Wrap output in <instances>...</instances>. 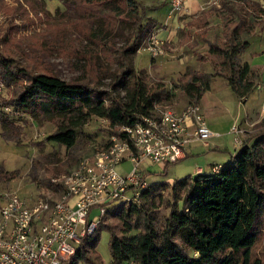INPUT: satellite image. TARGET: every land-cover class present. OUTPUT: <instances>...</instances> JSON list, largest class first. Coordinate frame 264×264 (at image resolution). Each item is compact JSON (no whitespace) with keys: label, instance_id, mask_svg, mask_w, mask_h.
I'll use <instances>...</instances> for the list:
<instances>
[{"label":"trees","instance_id":"obj_1","mask_svg":"<svg viewBox=\"0 0 264 264\" xmlns=\"http://www.w3.org/2000/svg\"><path fill=\"white\" fill-rule=\"evenodd\" d=\"M60 1L76 17L80 10L85 17H100L97 29L84 31L88 40L95 42L100 37L102 44L108 32L112 33L107 26L116 22L130 30L120 51L118 69L110 74L111 91L100 89L101 82H68L51 73L30 75L0 55V78L7 87L16 88L12 99L0 103L2 137L20 142L17 116H28L56 125L40 145L53 143L70 151L84 126L98 117L109 124L110 136L101 146L107 148L112 135L126 139L117 127L143 122L155 114L157 105L173 98L164 83L149 84L145 72H136L130 61L158 26L148 17V11L156 6L147 7L139 0ZM237 2L249 6L251 12H245ZM214 11L223 19V39L209 43V55L196 56L200 63H209L213 72L190 70L176 85L190 104H199L217 77L241 102L261 84V74L241 56L263 23L264 7L248 0H221L220 8L202 14L200 28L208 26ZM83 55L87 71L95 57L91 52ZM237 150L229 162L172 183H151V173H146L150 187L139 203L110 209L98 228L82 239L70 264H104L97 250L103 232L110 235L111 264H264V129L243 141ZM170 166H165L164 175ZM214 166L221 168L213 172ZM15 173H9L14 174L10 179ZM46 187L56 190L52 181Z\"/></svg>","mask_w":264,"mask_h":264},{"label":"rangeland","instance_id":"obj_2","mask_svg":"<svg viewBox=\"0 0 264 264\" xmlns=\"http://www.w3.org/2000/svg\"><path fill=\"white\" fill-rule=\"evenodd\" d=\"M139 1L150 8L156 6L155 9L148 11V17L155 19L158 26L137 54L130 57L131 65L136 72H145L149 84L162 82L173 93V98L169 102H164V105L174 110L191 105L176 85L181 83L185 74L190 70L213 72L209 63H200L193 68L190 64L193 56L209 55V43L223 39V19L217 12H213L206 28L199 26L202 14L210 9L220 8L221 0H202L198 16L192 14L187 6L188 3L183 13L176 14L171 11L168 0ZM248 1L260 2L261 5L264 2V0ZM237 3L240 7H244L241 2ZM167 5H169L168 9ZM160 6L161 8L158 9L157 7ZM248 7L247 5L246 8L244 7L245 12H251ZM82 11L80 10L76 17L67 12L60 0H0V55L12 59L19 68L26 70L30 75L51 73L68 82L80 79L91 81L92 84L101 82L100 89L111 91L110 74L117 71L120 51L125 46L126 39L131 32L127 28H120L116 22L112 26H107L112 33L110 35L108 32V37L103 38L102 44L99 42L100 37L95 42L88 40L84 31L88 33L90 29H97L100 17L96 16L93 19L85 17ZM106 19L109 22V19ZM191 22L194 25L191 26L189 24ZM161 33L170 34L168 41L160 36ZM154 37L161 42L162 53L158 55H154L149 50L150 39ZM86 52H91V55L95 57L87 71L83 67L85 62L81 59ZM241 59L261 74L263 88L255 91L251 100L247 102V107L260 106L261 94H264L262 82L264 77V20ZM212 87L209 99H212L211 104L215 105V113L224 121L222 128L226 129L231 120L236 117L240 118L241 112L244 116V106L239 104L228 85L221 87L217 82ZM0 89V103L4 99H12L15 95L16 88L7 87L1 78ZM4 111L12 112L7 108ZM16 122L20 127L18 136L20 142L17 143L6 141L2 137L0 124V206L10 194H18L28 202L35 200L38 196H43L48 192L46 184L49 181L62 182L64 176L69 175L82 159L94 155L110 136L109 124L98 117H93L81 130L77 145L67 151L57 144H39L55 131L54 123L37 121L28 116H17ZM237 123L240 124L239 119ZM256 128L258 129L252 132L247 139L264 129V121L254 127ZM234 139L232 133L224 135L221 139H212L214 142H220L222 151L215 152L210 150L211 147L206 154L188 157L184 161L172 164L167 175L160 170L163 168L161 164L153 165L149 169L151 173L149 181L172 183L177 179L192 176L196 165H206V161L229 162L231 155L235 152ZM201 148H195L193 151ZM121 169L123 172H129L132 165L130 162H125ZM12 172H16L15 177L10 179V176L14 175H9ZM94 214L96 215L97 212ZM109 240V233L103 232L97 250L104 264H111ZM79 264L87 263L81 261Z\"/></svg>","mask_w":264,"mask_h":264},{"label":"built area","instance_id":"obj_3","mask_svg":"<svg viewBox=\"0 0 264 264\" xmlns=\"http://www.w3.org/2000/svg\"><path fill=\"white\" fill-rule=\"evenodd\" d=\"M168 1L171 11L181 14L188 0ZM149 50L162 53L160 40L151 38ZM117 131L126 139L112 135L107 148L82 159L62 182L53 180L56 190L46 189L31 202L18 194L8 196L0 206V264H70L82 239L98 228L110 209L139 203L150 187L144 176L151 166L184 161L193 144L206 145L219 136L200 104L182 111L159 104L152 117ZM231 133L235 146H241L240 125L235 124ZM125 162L132 165L129 172L121 169ZM220 168L214 166L213 172Z\"/></svg>","mask_w":264,"mask_h":264},{"label":"crops","instance_id":"obj_4","mask_svg":"<svg viewBox=\"0 0 264 264\" xmlns=\"http://www.w3.org/2000/svg\"><path fill=\"white\" fill-rule=\"evenodd\" d=\"M187 6L188 8L191 10L192 14L194 16H198L200 14V11H199V7L202 3V0H190L189 2H187ZM260 3V2H259ZM168 4H169V1H168ZM264 7V2H263V5ZM169 8V5H167V9ZM169 35H165V34H162L161 33V37L168 41V38H169ZM191 60V59H190ZM191 64L190 66L193 68L194 66H196L197 64H200V62L197 60V57L193 56V59L191 60ZM199 70V69H198ZM206 73H212V72H206ZM220 80V81H218ZM223 79L222 78H216L213 80L212 82V86L213 84L217 83L220 84L221 87L227 85V83L225 82L224 83V80L222 81ZM263 85H264V77H263ZM211 86V89L209 91H207L205 94H204V97L202 98L201 102L199 103L202 107V110L204 112V115L207 119V122H208V125L209 127L215 132L217 133L219 136H215L213 137L212 139L214 140H217V139H221L224 137V135L226 134H231V131L233 126L235 124H238V119L240 120V128L244 131V136H242V141H248L249 139H247L249 137V135L254 132L255 130H257L258 128L254 129L255 126L261 124L262 121H264V113L262 112L263 110V107H264V94H261V98H262V102H261V105L260 106H257V107H254V106H250V107H247V102H249L251 100V96L249 98H247L245 101L241 102L237 97L238 99V102L239 104H242L244 106V116H243V112L240 113V118H235L234 120H231L230 124L228 125V127L226 129H223L222 128V125H224V121H222V118L220 116H218L215 111H214V108H215V105L211 104L212 103V99H209L210 98V94L212 93V89L213 87ZM263 87L261 86L260 84V89H262ZM215 98V97H214ZM217 99V98H216ZM215 99V100H216ZM214 100V99H213ZM258 103V102H257ZM186 106H183V108L179 109V111H182ZM211 139V140H212ZM210 140V141H211ZM214 140H212L213 142H211L210 144V141L205 145V144H202V143H195L193 144L189 149H188V157H191V156H201L202 154H206L207 150L211 149L210 150H213V151H222L223 148L220 144V142H214ZM198 144V145H197ZM225 144V143H224ZM229 145V144H227ZM235 145V144H234ZM205 149H203V148ZM195 148L199 149L201 148L200 150L198 151H193ZM237 147L235 146V152L234 154H232L231 156L235 155L236 152H237ZM227 163V162H225ZM224 162H220V163H216L215 161L214 162H209V161H206V165L203 166V165H196V169H195V172L194 174H191L192 176L191 177H194L196 176L197 174L199 173H207L211 170V167L212 165H216V164H225ZM161 168V167H160ZM165 168V166H163V168H161L160 170L163 171ZM152 183V182H151ZM104 263V262H103Z\"/></svg>","mask_w":264,"mask_h":264}]
</instances>
